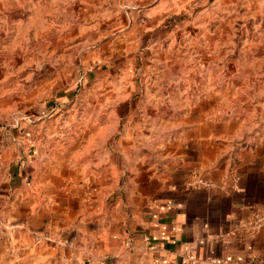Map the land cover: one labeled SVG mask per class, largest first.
I'll return each mask as SVG.
<instances>
[{"label":"crops","instance_id":"crops-1","mask_svg":"<svg viewBox=\"0 0 264 264\" xmlns=\"http://www.w3.org/2000/svg\"><path fill=\"white\" fill-rule=\"evenodd\" d=\"M2 67L0 264H264V224L252 229L264 217V102L227 115L208 97L176 101L175 85L146 88L65 134L58 117L10 118L32 88ZM48 102L35 113L59 111ZM43 233L66 242L36 244Z\"/></svg>","mask_w":264,"mask_h":264},{"label":"rangeland","instance_id":"rangeland-1","mask_svg":"<svg viewBox=\"0 0 264 264\" xmlns=\"http://www.w3.org/2000/svg\"><path fill=\"white\" fill-rule=\"evenodd\" d=\"M4 37L1 69L16 89L32 88L16 93V124L58 117L65 134L85 131L123 99L173 85L176 101L208 97L227 115L264 102V0H0ZM46 100L59 111L36 114ZM57 240L66 242L34 235L36 244Z\"/></svg>","mask_w":264,"mask_h":264},{"label":"built area","instance_id":"built-area-1","mask_svg":"<svg viewBox=\"0 0 264 264\" xmlns=\"http://www.w3.org/2000/svg\"><path fill=\"white\" fill-rule=\"evenodd\" d=\"M209 184H211L209 181L203 179H199L197 181V185H209ZM263 224H264V217L257 215L254 223V227L252 229L260 227ZM199 264H228V261L226 259H213L210 261L199 262Z\"/></svg>","mask_w":264,"mask_h":264}]
</instances>
